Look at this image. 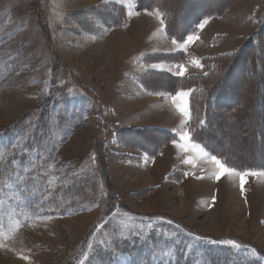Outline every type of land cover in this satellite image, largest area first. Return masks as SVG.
<instances>
[{
  "label": "rangeland",
  "instance_id": "rangeland-1",
  "mask_svg": "<svg viewBox=\"0 0 264 264\" xmlns=\"http://www.w3.org/2000/svg\"><path fill=\"white\" fill-rule=\"evenodd\" d=\"M213 1L233 3L208 18L203 29L197 27L199 38L186 51L168 52L171 39L165 29L159 31L164 25L145 11L127 17L122 5L104 0H0V150L5 152L0 223L7 229L10 220L23 222L0 247V264H106L101 256L107 258L115 246L118 256L108 264H175L178 259L185 264L190 258L194 264H264V177L246 178L243 200L238 177L217 181L214 166L203 159H195V167L184 166L173 139L160 145L163 156L120 140L121 132L149 127L174 134L180 117L167 103L173 94L161 90L165 95H156L158 90L148 85L155 78L150 74L175 76L168 67L185 63L184 77L204 75L213 57L243 45L264 12L262 0ZM110 5L124 10L118 25L104 24L113 15ZM170 54L175 56L170 62L154 58ZM192 58L203 68L192 67ZM152 63L164 69H152ZM241 69L230 81L235 94L244 90L240 81L250 73L245 64ZM252 79L249 122L264 134L257 121L264 113L258 102L264 99V85L259 86L264 75ZM34 117L45 120L51 137L48 147L33 151L25 143ZM216 121L231 126L218 137L232 154L239 150L238 160L256 155L264 160V147L250 152L252 147L240 140L241 129L230 124L232 118L223 115ZM18 123L22 130L11 133ZM137 130L132 133L138 135ZM248 141L257 142L255 137ZM188 154L192 158L187 159L195 156ZM101 165L125 209L106 206ZM172 168L187 179L169 183L182 177L177 172L162 180L163 170ZM213 196L218 201L214 207L208 203ZM179 223L195 234L181 230ZM228 237L247 248L248 255L243 248L226 247L233 240ZM211 238L220 241L207 251L202 245L212 246ZM165 248L174 255L152 254ZM21 254L28 260L19 259Z\"/></svg>",
  "mask_w": 264,
  "mask_h": 264
},
{
  "label": "trees",
  "instance_id": "trees-1",
  "mask_svg": "<svg viewBox=\"0 0 264 264\" xmlns=\"http://www.w3.org/2000/svg\"><path fill=\"white\" fill-rule=\"evenodd\" d=\"M236 1L238 0H234V2ZM136 2L138 4L139 11H152L159 9L160 12L163 13V18L165 20V33L170 39H179L181 37L185 38L188 34L196 33L197 25L203 19L221 15L222 12L233 3L230 2L229 4L226 2V4L224 2H220L215 4L213 0H136ZM184 2L186 3L185 6L182 5ZM110 7H112L113 15L111 14L107 18V24L103 23L107 26L118 25V18L120 17V20L124 19L122 12L124 10L116 5H110ZM180 7L181 12L178 13L177 10ZM117 14L119 15L116 17ZM99 18L101 19L100 15ZM257 21L255 31L246 39L243 45L234 52L224 53L213 57L212 68L204 75L175 77L166 73H151L150 75L152 76L149 77L155 78L153 81H148L150 89H156L158 92L163 90L173 95L175 94V91L181 88L193 89L194 91L190 97L192 108V120L190 126L193 129V140L199 143L210 155L217 156L222 160V162H226L228 166L240 171L264 170V160H260V155H256L255 158L250 160H238L237 155L239 150L234 151L232 154L229 151V147L223 146V139L218 137V134L221 131L223 132L226 128H230L231 126H226L217 122L216 118H220L223 115L227 116L230 121L232 118L230 124L241 129L240 133L242 134L240 140L242 142H247L249 148L252 147L250 152L257 153L256 151H259L264 147V134L258 133V130H253L256 128V125L255 123L250 124L249 122L253 118L250 113V107L252 104V99L249 98L252 95L250 93V82H253L252 78H254L255 75L257 77L264 75V12ZM175 55L177 56L178 54ZM154 58L157 61H160V58H162L163 61L170 62L174 60L175 56L171 54L162 56L158 55L154 56ZM242 64L247 65L250 73H246L240 81L241 88H244V90L235 94L231 90L230 81L237 74L241 75ZM259 82V86L262 87L264 85V80L261 79ZM258 102L264 108V99L259 97ZM218 106H225L229 109H225L223 112L220 110L222 107L217 108ZM212 109H216V111L213 112ZM39 115L46 117L43 111H41ZM199 119H205L206 124L204 126H200L198 123ZM257 121H259V127L262 126L264 129V113L260 115ZM28 124L30 127H28V140L25 143L26 148L34 151L39 150L43 145L48 147L46 143L50 141L51 136L45 120L43 121L40 118L34 117V119L28 122ZM22 128L23 126L21 123H18L13 126L12 131H10L11 133H17L22 130ZM136 130L137 129L129 130L124 134L121 132L120 134L122 137L120 140L129 139L133 144L141 145L144 150L152 154H156L158 152V148L163 144V141L172 140L174 137L173 133L161 129L159 130L158 128L137 130L138 135L132 133V131ZM253 131H255L256 134ZM252 137H255L257 142L253 141L250 143L248 139ZM102 168L103 167L101 165L103 179L105 182L103 184L102 193L106 206L108 207L112 204L125 209L118 201L116 194L108 185L104 169ZM3 176V174H0V181H3ZM180 228L181 230L184 229L188 231L181 224ZM188 233L191 235L195 234L191 230H189ZM211 239L218 242L220 241L216 238ZM215 245L216 243H213L212 246L209 244L202 245V248L208 251L214 249L213 246ZM113 250H115L114 255ZM117 251L118 248L115 246V248H112V251L107 253V258L104 256H101V258L104 260L107 259L106 264H108V260L118 256ZM141 257L142 253L138 259ZM130 262L131 264H138V262L135 263L134 260H130ZM175 264H181V259H178ZM185 264H194V261L190 258Z\"/></svg>",
  "mask_w": 264,
  "mask_h": 264
},
{
  "label": "snow or ice",
  "instance_id": "snow-or-ice-1",
  "mask_svg": "<svg viewBox=\"0 0 264 264\" xmlns=\"http://www.w3.org/2000/svg\"><path fill=\"white\" fill-rule=\"evenodd\" d=\"M105 4L108 3H116L120 4L123 6L124 9H126L125 15L127 17H132L135 15H139L140 12L138 11V4L136 0H104ZM146 15H154L155 18L159 20L161 25L163 26L165 24V20L163 18V13L160 12L159 9H155L152 11L145 10ZM208 23V19L205 18L203 19L197 27L200 29H203L204 26ZM160 32L164 31V28L161 27L159 30ZM199 37L193 34H189L186 36V38L181 37L179 39L177 38H172L171 39V48L166 49L165 51L168 52H175L177 50H183L186 51L187 47L194 42V40L198 39ZM182 41V42H181ZM153 51H156L155 49ZM190 64L192 67L197 68V69H202L203 65L201 64V61L192 58L190 60ZM150 68L156 69V70H163L164 65L162 63H152L149 65ZM175 69V71H173ZM169 72H172L173 75L177 77H184L185 74L188 71V67L185 63H174L170 65L167 69ZM71 91V90H69ZM193 89H179L175 91L174 95H169L168 99L171 100L172 106L175 110V112L179 115L180 117V122L179 126L172 131L174 132V137L172 140L173 146L176 147L177 149L185 152V153H195V156L193 159H184L183 163L192 165L195 167V159H203L208 162H210L213 166L215 171L212 173L214 178L219 181L222 177H238L239 178V187H240V192L241 195H244V185L247 183L246 178L247 177H257V178H262L264 177V171H254V170H245V171H237L235 168L230 167L227 165L226 162H222L220 158H218L215 155H210L201 145L193 140V129L191 128V120H192V108H191V101L190 97L193 93ZM152 94V93H150ZM156 95H165L163 92H157L155 93ZM200 126H204L206 124L205 119H199L198 121ZM5 157V152L0 150V160H3ZM202 178V177H201ZM212 203H215V196L212 198ZM23 222L22 221H11L9 222V226L7 229L3 227V224L0 223V247H4L5 241L8 239L14 238V234L22 227ZM197 239H199L197 237ZM103 243V242H102ZM213 243H216L213 241ZM225 246L234 249L237 252H239L242 248L244 251L245 255H248V249L244 248L241 244L237 243L234 240H228L225 242ZM89 248H92V245H89ZM107 250V249H105ZM115 254V250H113V255ZM153 255H160L162 257H171L174 255L173 250L171 248H165L161 250H154ZM257 254L255 250L251 251V256L255 257ZM88 254L85 253V257L87 258ZM19 259L21 260H28V257L24 256L21 254L19 256ZM201 264H204V261H201Z\"/></svg>",
  "mask_w": 264,
  "mask_h": 264
},
{
  "label": "crops",
  "instance_id": "crops-1",
  "mask_svg": "<svg viewBox=\"0 0 264 264\" xmlns=\"http://www.w3.org/2000/svg\"><path fill=\"white\" fill-rule=\"evenodd\" d=\"M168 99V98H167ZM167 103H170L171 105H172V102H171V100L169 99V102H167ZM170 107V106H169ZM171 108V107H170ZM159 109V108H158ZM172 109H174V108H172ZM160 110V109H159ZM149 128H151V127H149ZM152 128H158V127H152ZM167 131H169V130H167ZM122 141H125V143H126V145H129V141H128V139H123ZM167 146H169V145H167ZM126 147H128V146H126ZM126 149H128V148H126ZM128 152H129V149H128ZM178 153H179V156L178 157H181L180 158V163H182V164H184L183 163V160L184 159H187L189 156L192 158V156L191 155H189L188 153H185V152H183V151H181V150H179L178 149V151H177ZM163 153L164 152H161L160 151V148L158 149V152L156 153V154H158V155H156V156H159L160 154L163 156ZM128 155H129V157L131 156V154L130 153H128ZM154 156V155H153ZM155 156V157H156ZM161 158V157H160ZM186 164H184V166H185ZM180 173L181 175H182V177H179L178 175L176 176V178L174 179L173 177H172V179H174V180H171L169 183H175V182H178V183H182V178L184 177L185 179H187V177L188 176H186L182 171H176V170H174L173 168L172 169H169V170H166V169H164L163 170V173H162V177H161V179L162 180H164V181H168V176H169V174H171V173H173V174H176V173ZM187 172V171H186ZM190 172H191V168H190ZM188 174V173H187ZM194 174V173H193ZM192 174V175H193ZM195 174H198V173H195ZM191 175V176H192ZM166 178H167V180H166ZM179 178V180H177ZM188 179H190V178H188ZM185 182V181H184ZM187 182V181H186ZM151 188H153L154 190H155V186H153V187H151ZM238 195H239V198H241V199H243V196L241 195V192H239L238 193ZM244 200V199H243ZM215 202H218V201H216L215 200ZM208 203H209V205H211V206H213L214 207V204L212 203V199H209V201H208ZM216 204H218V203H216ZM215 204V205H216Z\"/></svg>",
  "mask_w": 264,
  "mask_h": 264
},
{
  "label": "bare ground",
  "instance_id": "bare-ground-1",
  "mask_svg": "<svg viewBox=\"0 0 264 264\" xmlns=\"http://www.w3.org/2000/svg\"><path fill=\"white\" fill-rule=\"evenodd\" d=\"M210 132V131H209Z\"/></svg>",
  "mask_w": 264,
  "mask_h": 264
}]
</instances>
